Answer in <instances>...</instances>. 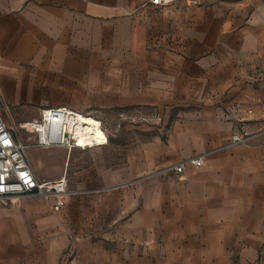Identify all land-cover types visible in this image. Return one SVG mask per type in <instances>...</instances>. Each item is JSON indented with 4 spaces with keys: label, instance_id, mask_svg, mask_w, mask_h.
I'll return each mask as SVG.
<instances>
[{
    "label": "crops",
    "instance_id": "0c3cea01",
    "mask_svg": "<svg viewBox=\"0 0 264 264\" xmlns=\"http://www.w3.org/2000/svg\"><path fill=\"white\" fill-rule=\"evenodd\" d=\"M216 3L173 0L160 7L164 35L180 51L166 52L180 58L178 70L166 62L170 73L164 79L152 77L132 98L118 102L200 104L179 110L165 139L155 135L128 154L124 179L155 173L140 205L131 193L105 194L104 210L115 217L100 239L70 241L66 225L39 214L38 231L54 230L52 238L0 237V264H252L262 257L264 0ZM148 7V0H0L5 96L13 97L9 92L16 82L21 88L35 84L19 71L22 65H37L41 72L56 65L66 69L78 40L86 46L113 24L139 22ZM192 67L199 72L195 85L189 82ZM22 96L28 99L30 92ZM51 106L59 105L36 111ZM237 131L248 136L246 141L229 144ZM196 155L204 158L199 168L182 174L167 169ZM7 210L0 215H11Z\"/></svg>",
    "mask_w": 264,
    "mask_h": 264
},
{
    "label": "rangeland",
    "instance_id": "374dc122",
    "mask_svg": "<svg viewBox=\"0 0 264 264\" xmlns=\"http://www.w3.org/2000/svg\"><path fill=\"white\" fill-rule=\"evenodd\" d=\"M212 1L218 4V0ZM163 8H145L140 12V19L136 20L139 22L124 26L113 24L108 34L102 33L104 37L86 40V46L79 45L85 40H78V45L71 49L73 54L69 58L72 62L66 69L56 65L41 72L37 65H22L19 71H25V75L28 73L30 81L35 84L21 88L16 82L9 92L13 94L12 98L5 96V84L0 81V108L6 121L17 128V134L24 141L33 140L34 136L19 129L20 124L38 118L39 115L34 117L39 111L38 106L46 105L66 106L96 116L105 124L109 134L108 144L86 151L75 149L67 152L59 147L29 148L28 159L39 178L50 180L66 176L68 202L60 213L50 211L49 205L41 199L28 197L18 198L15 203L0 202V210L8 209L12 213L0 215V237L36 239L39 235L50 239L54 230L38 231L39 214L42 218L49 214L55 216L57 223L66 225L65 236L70 241L100 239L103 230L115 217L104 210L105 194L112 189L131 193L137 196V206L140 205V198L148 191L155 173L124 179L128 177V154L133 147L155 135L165 139L177 120L179 110L197 109L200 105H178L175 101L171 106L162 104L156 107L143 103L130 102L125 106L118 103L132 98L141 83L147 84L155 77L164 79L165 73H170L163 67L166 62H174L178 70L179 64L175 62H180V58L166 53L180 51L176 45L172 46L173 39L164 35ZM137 64L141 65V70L136 69ZM179 73L172 72L174 76ZM189 73V82L195 85L199 72L192 67ZM27 92H30L28 99L22 96ZM118 174L123 177L121 181L117 179ZM28 210H34V213H28ZM252 264H264V248L262 257Z\"/></svg>",
    "mask_w": 264,
    "mask_h": 264
},
{
    "label": "built area",
    "instance_id": "2783aa9c",
    "mask_svg": "<svg viewBox=\"0 0 264 264\" xmlns=\"http://www.w3.org/2000/svg\"><path fill=\"white\" fill-rule=\"evenodd\" d=\"M171 1L148 0V5L159 8ZM91 116L100 122V132L106 137L104 145L91 146L87 136H81L86 124L79 118L78 112L69 107H45L40 110L38 118L20 124L19 129L34 136L30 141H24L17 134V128L6 121L0 108V202L20 197L39 198L45 200L52 211H61L69 196L66 176L50 180L39 178L30 165L27 150L59 147L71 152L75 149L86 151L105 146L109 141L106 126L98 117ZM247 137L237 131L231 135L229 144L243 143ZM203 159L202 155H196L172 164L167 169L182 174L188 167H201Z\"/></svg>",
    "mask_w": 264,
    "mask_h": 264
},
{
    "label": "bare ground",
    "instance_id": "6f19581e",
    "mask_svg": "<svg viewBox=\"0 0 264 264\" xmlns=\"http://www.w3.org/2000/svg\"><path fill=\"white\" fill-rule=\"evenodd\" d=\"M78 112L79 118L85 122V126H83L81 136H87V142H90L91 146L93 145H104L106 142V137L100 132L99 120L94 119L91 115L84 114L80 111ZM97 142V143H95ZM108 144V142H107ZM93 149V148H92ZM66 162V160H65ZM66 164V163H65ZM18 199H13V203L17 202Z\"/></svg>",
    "mask_w": 264,
    "mask_h": 264
}]
</instances>
